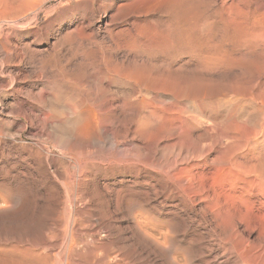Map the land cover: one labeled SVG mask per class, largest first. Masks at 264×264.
Masks as SVG:
<instances>
[{
    "label": "rangeland",
    "instance_id": "obj_1",
    "mask_svg": "<svg viewBox=\"0 0 264 264\" xmlns=\"http://www.w3.org/2000/svg\"><path fill=\"white\" fill-rule=\"evenodd\" d=\"M255 1L248 6L241 0H0V264H172L169 249L176 250L180 264L249 263L243 258L237 261V255L233 258L226 251H213L217 243L212 239L191 241V225L185 227L180 217L171 214L172 199L151 196L150 205L146 203L154 216L166 219L156 233H167L170 246L165 239L164 249L142 243L134 223L142 219L135 217V206L138 200L144 201L148 190L135 182L153 175L151 169L137 175L138 165L144 167L139 163L155 162L148 152L155 150L160 156L164 144L177 141V149L172 146L167 152L187 150L193 144L188 139L205 133L206 125H197L183 114L191 123L184 122L187 136L182 134L181 141L163 138L167 133L159 122L177 116L176 106L184 107L187 101L188 109L195 107L193 114L218 119L219 126L211 131L212 135L221 132L215 142L223 137L228 112H233L229 117L244 115L251 125L258 123L255 119L264 110V21H248L255 31L246 34L244 41L229 40L222 34L225 28L236 29L239 25L230 18L237 13L248 15L257 6ZM179 84L180 93L188 90L184 97L178 93ZM177 93L180 98L173 96ZM72 97L88 104L93 100L89 106L92 103L90 107L100 109L98 114ZM164 103L174 112H168ZM74 105L80 107L71 110ZM155 105L166 111L158 108V112ZM139 107L144 110L138 111ZM152 111L162 116L157 123L152 122ZM140 118L149 120L148 128H143L147 136L144 130L134 132L136 127L139 130ZM150 121L154 127L148 126ZM154 137L160 142L159 150ZM210 138L205 140L208 144ZM205 141L196 149L202 150ZM212 141L211 150L209 145L203 149L213 156L221 145ZM148 142L152 150L147 148ZM198 228V232H206Z\"/></svg>",
    "mask_w": 264,
    "mask_h": 264
},
{
    "label": "bare ground",
    "instance_id": "obj_2",
    "mask_svg": "<svg viewBox=\"0 0 264 264\" xmlns=\"http://www.w3.org/2000/svg\"><path fill=\"white\" fill-rule=\"evenodd\" d=\"M252 1V0H251ZM250 0H241V3H247V5L249 4H253L251 3ZM255 1V0H254ZM256 2V3H255ZM254 2V5H257L255 7L254 10H252L250 13H248V15L246 14V16L242 15V13H237L236 15H234V17H231L230 19H233L232 22H237V24L239 25L236 29L233 28H225L223 30V33L225 38L227 37L229 40L230 39H241L242 41L245 40V35L246 34H250L251 32L255 31L253 28V25H250V23L248 21L256 19L259 21H264V0H257ZM241 5V4H240ZM244 5V4H243ZM248 5V6H249ZM240 11V10H239ZM238 12V11H237ZM245 20V23H242V21ZM257 29V28H256ZM221 30V31H222ZM220 31V32H221ZM253 34V33H252ZM93 66V65H91ZM90 66V67H91ZM88 68V66H86ZM99 67V66H98ZM85 69V68H84ZM83 69V70H84ZM95 69V68H93ZM92 69V70H93ZM88 72V70H86ZM85 71V72H86ZM83 72V71H82ZM84 72V73H85ZM86 72V73H87ZM91 73V71H90ZM83 74V73H82ZM89 73L84 74L86 76H88ZM93 74H91L92 76ZM83 76V75H82ZM84 76V77H86ZM259 76V75H258ZM83 77V78H84ZM88 78V77H86ZM90 78V77H89ZM244 80V79H243ZM86 80H84L85 82ZM83 82V83H84ZM246 82V81H245ZM255 83V82H254ZM258 83V82H257ZM255 83V84H257ZM81 84V83H80ZM87 84V82L85 83ZM103 84V83H102ZM182 84V83H180ZM177 86V89H179V94H181L183 96L184 92H185V96L186 93L188 92V90H184L180 93L181 91V85ZM244 84V83H242ZM65 85V84H64ZM63 85V86H64ZM69 86V84H67ZM72 85V84H71ZM76 85V84H75ZM82 85V84H81ZM97 85V84H96ZM183 85V84H182ZM186 85V84H184ZM233 85V84H232ZM245 85V84H244ZM259 86V84H257ZM62 86V87H63ZM73 86V85H72ZM78 86V85H77ZM77 86L75 87V89L77 88ZM80 86V85H79ZM84 86V84H83ZM87 86V85H86ZM94 86V85H93ZM260 86L262 87L263 85L260 83ZM259 86V87H260ZM74 87V86H73ZM82 87V86H81ZM90 88V85L88 86ZM87 87V88H88ZM92 87V86H91ZM96 87V86H95ZM183 87V86H182ZM185 87H188L187 85ZM252 87V86H250ZM254 87V86H253ZM252 87V88H253ZM264 87V86H263ZM262 87V88H263ZM83 88V87H82ZM85 88V86H84ZM96 88H99L98 86ZM95 88V89H96ZM200 88V87H199ZM231 88V87H229ZM256 90L258 88H256V86L254 87ZM68 89V88H67ZM70 89V88H69ZM69 89L67 91H69ZM72 89V88H71ZM73 89V90H75ZM78 89V88H77ZM81 89V88H80ZM91 89V88H90ZM93 89V87H92ZM176 87L174 89L177 90ZM183 89H187V88H183ZM182 89V90H183ZM201 89V88H200ZM233 90H235L234 88H232ZM231 89V90H232ZM64 90V89H63ZM88 90V89H87ZM98 90V89H97ZM96 90V91H97ZM232 90V91H233ZM252 90V89H251ZM65 91L64 90L62 94L65 95ZM76 91V90H75ZM73 91V92H75ZM83 90H80V92ZM94 91V89H93ZM91 91V92H93ZM178 91V90H177ZM176 91V92H177ZM255 91V90H254ZM253 91V92H254ZM258 91V90H257ZM256 91V92H257ZM262 90L259 89L258 92H260ZM70 92V91H69ZM68 92V93H69ZM72 92V91H71ZM77 92V91H76ZM90 92V93H91ZM95 92V91H94ZM67 93V92H66ZM67 93V94H68ZM79 93V92H78ZM85 93V92H83ZM89 92H86V95ZM178 93L176 95H173L174 97H179ZM61 94V93H60ZM71 94V93H70ZM75 93H73L72 96H74ZM80 94V93H79ZM79 94L76 96L79 97ZM62 95L61 97L63 98ZM69 95V94H68ZM83 95V94H82ZM93 95V93L89 94L88 96ZM145 95V94H144ZM253 95L255 96V94H252L251 96L253 97ZM85 95H83L84 97ZM87 96V97H88ZM146 96V95H145ZM156 96V95H155ZM75 97V96H74ZM86 97V96H85ZM84 97V98H85ZM92 97V96H90ZM89 97V98H90ZM94 97V96H93ZM144 98V96H141ZM147 97V96H146ZM145 97V98H146ZM149 97V96H148ZM157 97V96H156ZM175 97V98H176ZM184 97V96H183ZM70 98V95L68 97V99ZM76 98V97H75ZM81 98V94L80 97ZM160 98V96L158 97ZM180 98V97H179ZM178 98V99H179ZM67 97L66 100L68 101ZM73 101H77L78 102H82V100H77V99H73V97L71 98ZM150 99V97L148 98V100ZM182 99V97H181ZM186 99V98H185ZM190 99V98H189ZM60 100V99H59ZM70 100V99H69ZM91 100V98H90ZM143 100V99H142ZM147 100V101H148ZM180 100V99H179ZM254 100V99H252ZM62 101V100H61ZM65 101V102H67ZM71 101V100H70ZM87 101H89V99H87ZM93 100L89 101L92 102ZM145 101V100H143ZM141 101V102H143ZM150 101V100H149ZM152 101V100H151ZM150 101V102H151ZM172 101V100H171ZM256 101V99H255ZM64 102V101H63ZM83 102L85 103V101L83 100ZM82 102V104H83ZM141 102L139 103V105L141 106ZM154 102V101H153ZM170 102V101H169ZM173 103H175L174 101H172ZM186 102V103H185ZM183 103H185L187 105V101H185ZM59 103V102H58ZM69 103V102H68ZM72 103V102H71ZM75 103V102H74ZM73 103V104H74ZM88 104V102H86ZM85 103V104H86ZM96 103V102H95ZM97 103H100L97 101ZM149 103V102H148ZM162 103V102H161ZM179 103V102H176ZM175 103V104H176ZM192 103V102H191ZM195 102H193L194 104ZM198 103V102H196ZM258 103V100H257ZM62 103H60L61 105ZM65 104V103H64ZM67 104V103H66ZM81 104V103H80ZM79 104V105H80ZM84 104V105H85ZM88 104V106H89ZM144 103H142L143 105ZM147 104V103H145ZM167 103V106H169ZM174 104V105H175ZM181 104V103H180ZM69 105V104H68ZM92 105V103H91ZM90 105V106H91ZM96 105V104H95ZM150 104H147V106ZM173 105V108L175 107ZM177 105V104H176ZM179 105V104H178ZM182 106H184V104H181ZM186 105L184 107H186ZM200 105V103H199ZM63 106V105H62ZM71 106V105H70ZM77 106V105H76ZM89 106V107H90ZM98 106V104L96 105ZM152 106V103H151ZM160 107H158L160 110H162L163 106L159 105ZM172 106V104H171ZM188 106V105H187ZM196 106V104H195ZM234 106V105H233ZM64 107V106H63ZM78 107V106H77ZM77 107L75 108L72 107L71 110L77 109ZM80 107V106H79ZM78 107V108H79ZM149 107V106H148ZM164 107H165V103H164ZM184 107H180V106H176L175 112L177 113V116H171V118H169L170 116H168L167 118L164 117V121H160L159 123H162V126H160V128H163V130H166V137H163L164 134H162V137L168 140H172L174 139L176 140H180V138H182V134H185L186 131L183 130V128H185L184 126V122L187 120H191V121H196L197 125L198 123L200 124H204L206 125L205 129L203 132H205L203 135H201V133L199 134L200 136H195L194 138H190L188 140H191L190 145L191 147H189V149H185L179 151L176 150V142L175 144H164L162 146H160V142H157V146H158V150H159V146L162 149V152L160 151L161 155L159 156L158 152H154L152 150V148L150 147V144L148 142L149 145L147 146L151 148L152 151L148 152V154L150 153V155H148V157H152V159L156 160L155 162L150 160L147 162H142L139 164L144 165L140 166L138 165L137 170H138V174L137 175H141L142 171L144 172L145 169H151L152 170V174L154 175H148L146 176L143 181H139V182H135V184L137 185H141V186H147L148 190L144 191V197L145 199L143 202L139 201V203H137V216L135 217H141L142 219L138 222L135 221V229H138V235L144 240L141 241L142 243L147 242V244L149 245H162L163 246V241L162 239H165L166 244H168V235H166L167 231L164 232L166 234H163L162 236H158L157 235V230L162 228L163 226L166 225L167 221L166 219H161L160 217L154 216L153 215V209L151 210V208L148 207L147 204H149L148 202L151 199V196L154 197H159L162 196L163 199L167 200V199H172L173 200V205H171L170 207L173 209L171 214L180 217L181 221L183 222V225L185 224V227H187V225L189 224L190 229L192 230L191 232V237L190 240L191 241H195V239L198 240H204L205 238L209 239V240H213L215 243H217V247L216 248H212L213 251H217V253H219L220 251L224 252L226 251L228 254L232 255H237V261L241 258H243V260H247L248 264H264V110L261 108L262 110V115H259L257 120V124L256 121L254 120L256 125H251V123H249L247 120H244L243 117H238V115H230L231 112H228L230 110H226L229 114H224L225 115V119L227 117V123H225V127L222 128V134L223 137L219 138V141L216 143L214 140H218L215 138L218 137L217 135H219L221 132H219L216 135H212L211 131L215 130L216 127L219 126V120L217 122V120H213V119H209V117L211 116L210 113H208L210 116L207 118L203 115H198V114H193L192 113V108L191 113L190 111L188 112V108L186 107V109ZM191 107V106H190ZM198 107V106H197ZM236 107V106H235ZM66 108H69L66 107ZM74 108V109H73ZM84 108H86L84 106ZM82 107V109L84 110V112H86L88 109H84ZM92 107H90L89 109H91ZM140 109H138V111L140 110H144L141 109V107H139ZM153 108V107H152ZM156 108V105H155ZM156 108V109H158ZM195 108V107H194ZM193 108V109H194ZM201 108V107H199ZM199 108H197L199 110ZM202 108H205V106ZM221 109H223L224 112H226L224 110V108L220 107ZM226 108V107H225ZM93 110H95L94 108H92ZM154 109V108H153ZM158 109V112H160ZM166 109V107H165ZM163 109V110H165ZM169 109V110H167ZM167 111L170 112L172 110V108H168L167 107ZM188 109V110H187ZM218 109V108H217ZM258 109V107H257ZM82 110V111H83ZM100 110V109H98ZM98 110L96 111L98 114ZM165 110V111H166ZM172 110V111H173ZM187 110V111H185ZM206 110V109H205ZM213 110V109H212ZM216 110V109H215ZM220 110V109H219ZM216 110V111H219ZM256 110V108H255ZM148 111V110H146ZM194 111L196 112V110L194 109ZM201 111V109L199 110V112ZM203 111V110H202ZM208 111V110H207ZM206 111V112H207ZM222 111V110H221ZM222 111V112H223ZM233 111V109H232ZM237 111V108L235 110L234 108V112ZM260 111V110H259ZM81 112V111H80ZM145 112V111H142ZM150 112V110H149ZM149 112L148 115L149 116ZM155 111H152V113L154 114L153 118V123H157L160 119H162L161 115H158L157 113H154ZM168 112H165L166 114ZM174 112V111H173ZM215 111H213L214 113ZM223 112V113H224ZM238 112V111H237ZM236 112V113H237ZM242 112V111H239ZM245 112V111H244ZM87 113V112H86ZM91 113V112H88ZM139 113V112H137ZM164 114V112H162ZM160 113V114H162ZM198 113V112H197ZM216 113V112H215ZM214 113V114H215ZM233 113V112H232ZM231 113V114H232ZM96 114V113H94ZM96 114V115H97ZM151 114V113H150ZM165 114V115H166ZM183 114H185L184 118L182 117ZM207 114V115H208ZM217 114V113H216ZM243 114V113H242ZM247 113H245L246 115ZM249 114V113H248ZM141 115H143L141 113ZM158 115V116H157ZM219 115V113H218ZM222 115V114H221ZM221 115L219 116L220 120L222 119ZM79 116V115H78ZM90 116V114H89ZM98 116V115H97ZM164 116V115H163ZM249 116V115H248ZM250 116H252L250 114ZM94 120L96 119V116H93ZM136 117L138 118V116L136 115ZM139 117H146V116H140L139 113ZM152 117V116H151ZM213 117V116H212ZM82 118V117H81ZM91 118V117H89ZM87 117L86 120L89 119ZM139 121V130L138 129H134L136 133L142 132L145 128L147 127V123L150 119V117H146V119L148 118L149 120H146L145 122L143 121V119ZM145 119V118H144ZM252 119L251 122H252ZM83 120V121H86ZM92 120V119H91ZM137 120V119H136ZM93 121V120H92ZM223 121V120H222ZM95 122V121H93ZM136 122V121H134ZM138 122V120H137ZM136 122V123H137ZM152 122L150 121L149 125H152ZM190 125V121H187ZM226 122V121H225ZM89 123H91L90 119H89ZM195 123V122H192ZM224 123V122H223ZM92 124V123H91ZM134 124V123H133ZM138 124V123H137ZM88 125V124H87ZM94 126V124H92ZM136 125V124H135ZM146 125V126H145ZM223 125V124H222ZM91 125H89L90 127ZM154 127V125H152ZM187 126V125H186ZM196 127V124L194 125ZM88 127V128H89ZM92 127V126H91ZM90 127V128H91ZM191 127V126H190ZM222 127V126H221ZM220 127V128H221ZM189 128V127H188ZM187 128V129H188ZM192 128V127H191ZM189 128V130L191 129ZM197 128V127H196ZM186 129V130H187ZM193 129V128H192ZM191 129V130H192ZM137 130V131H136ZM154 130V129H153ZM152 130L151 133H153L154 131ZM157 130V129H156ZM162 130V132H163ZM200 130V129H198ZM146 130H144L143 134L145 133ZM150 131V130H149ZM159 131L161 132V129H159ZM196 131V129H195ZM220 131V130H219ZM148 132V131H147ZM159 132V133H160ZM192 132H194L192 130ZM191 132V133H192ZM202 132V131H200ZM135 133V134H136ZM156 133V132H154ZM152 134L153 136H155V134ZM190 133V132H189ZM195 133V132H194ZM198 133V132H197ZM196 133V134H197ZM214 133V132H213ZM140 134V133H139ZM139 135V137L142 138V135ZM146 134V133H145ZM144 134V135H145ZM161 134V133H160ZM188 134V131L186 132V136ZM77 135V133H76ZM82 135V134H81ZM138 135V134H137ZM148 135H150V132L148 133ZM151 135V136H152ZM190 135V134H189ZM193 137V134H191ZM214 136V137H211ZM136 136V135H135ZM147 136V135H145ZM150 136V137H151ZM159 136V135H158ZM161 136V135H160ZM159 136V137H160ZM184 136V137H186ZM220 136V135H219ZM85 137V136H84ZM212 138V140L219 146L221 145L220 149L216 152V155H211V153L209 152L211 150V147L213 144H211V141L209 144L205 141L209 138ZM137 138V137H136ZM145 137H143L144 139ZM153 138V139H154ZM162 138V139H163ZM187 138V137H186ZM210 138V139H211ZM215 138V139H214ZM140 139V138H139ZM147 139V138H145ZM151 139V138H150ZM149 141H153L150 140ZM229 139V141H228ZM142 140V139H141ZM225 140H227L228 144L225 143ZM231 140V141H230ZM139 141V140H138ZM146 140H143V142L145 143ZM148 141V140H147ZM158 141H162L161 139ZM173 141V140H172ZM178 141V142H179ZM205 141V143H207V145H209V151L206 150V146L204 145L205 148L203 149V145L200 146L202 150H199V146L201 144V142ZM212 141V142H213ZM166 142V141H164ZM213 142V143H214ZM141 143V142H140ZM159 143V144H158ZM181 143V142H180ZM180 143L179 146H180ZM184 143V142H183ZM204 143V144H205ZM219 143V144H218ZM177 144V145H178ZM186 144V143H185ZM186 144V146H187ZM203 144V143H202ZM211 144V145H210ZM214 145L215 147H217V145ZM184 145V144H183ZM181 143V146H183ZM197 145V146H196ZM157 146L156 149H157ZM175 146V150L177 153L171 152L173 147ZM198 147L199 149H196V147ZM211 146V147H210ZM225 146V147H224ZM140 147V145H139ZM137 147L139 150L141 148ZM146 148V146H144ZM186 147V148H188ZM180 148V147H179ZM213 148V147H212ZM137 149V152H139ZM160 149V150H161ZM167 149H171V151L169 150V152H167ZM208 149V146H207ZM215 149V148H214ZM217 149V148H216ZM72 150V149H70ZM141 150H145V149H141ZM150 150V149H149ZM167 150V151H166ZM203 150H206L205 152ZM213 150V149H212ZM146 152V153H147ZM141 153H143L142 151L139 153L141 155ZM214 153V150H213ZM145 154V153H144ZM142 154V155H144ZM158 154V155H157ZM170 154V155H169ZM139 156V155H138ZM159 156V157H158ZM146 158V157H145ZM85 159V158H84ZM89 160V159H88ZM145 160V159H144ZM87 161V160H86ZM91 162V161H90ZM137 162V161H136ZM139 162V161H138ZM86 163V162H85ZM81 164V163H80ZM86 165V164H85ZM90 165V164H89ZM123 165V164H122ZM121 165V166H122ZM81 166V165H80ZM88 166V163H87ZM136 166V165H135ZM113 168V166H110ZM116 167V166H115ZM127 167V166H126ZM121 168V167H120ZM115 169V168H114ZM118 169V168H117ZM113 170V169H112ZM111 170V171H112ZM129 170V169H128ZM135 170V169H134ZM121 171V169H120ZM147 171V170H146ZM119 172V171H117ZM149 172V171H148ZM113 173V172H112ZM120 173V172H119ZM125 173V171H124ZM130 173V172H129ZM116 174V173H115ZM131 174V173H130ZM134 174V172H133ZM136 174V173H135ZM114 175V174H113ZM123 178V177H122ZM139 178V177H138ZM142 178V177H141ZM129 179V178H128ZM126 180V179H125ZM121 181V180H119ZM133 180H131L132 182ZM123 182V181H122ZM130 182V183H131ZM127 183V182H126ZM133 183V182H132ZM131 183V184H132ZM108 183H106L105 186H107ZM113 184V183H112ZM124 184V183H123ZM111 185V184H110ZM117 185V184H116ZM115 185V186H116ZM127 185V184H126ZM129 186V185H128ZM134 186V185H133ZM136 186V185H135ZM122 187V186H121ZM130 187V186H129ZM105 188V187H104ZM115 188V187H114ZM133 188V187H132ZM141 188V187H140ZM146 188V187H145ZM107 189V188H105ZM110 189V188H109ZM121 189V188H120ZM125 189V188H123ZM128 189V187L126 188ZM134 189V188H133ZM137 189V188H136ZM112 190V187H111ZM119 191V189H116V191ZM109 191V190H108ZM115 191V190H113ZM115 191V192H116ZM136 191V190H135ZM107 192V191H106ZM120 192V191H119ZM107 193H110L107 192ZM113 193V192H112ZM127 193V192H126ZM125 193V194H126ZM133 193V192H132ZM141 193V192H140ZM116 194V193H115ZM121 194V193H120ZM124 194V193H122ZM134 194V193H133ZM112 195V194H111ZM127 195V194H126ZM130 195V193H129ZM119 196V195H118ZM110 197V196H109ZM113 197V196H112ZM120 197V196H119ZM123 197V196H122ZM136 198V196H134ZM138 197V196H137ZM141 197V196H140ZM143 197V198H144ZM153 197V198H154ZM130 198V197H129ZM3 199V198H2ZM112 199V198H111ZM118 199V198H117ZM116 199V200H117ZM124 199V198H123ZM127 199V198H126ZM131 199V198H130ZM139 199V198H138ZM114 201H116L115 199H113ZM113 200H111L113 202ZM120 201V199H118ZM159 200V199H158ZM157 200V201H158ZM4 202V200H2ZM14 201V200H13ZM118 201V202H119ZM124 201V200H123ZM129 201V200H128ZM152 201V200H151ZM150 201V202H151ZM1 202V201H0ZM7 202V201H6ZM15 202V201H14ZM155 202V201H154ZM167 202V201H166ZM110 203V202H109ZM116 203V202H115ZM128 203V202H126ZM136 201L133 199V204H135ZM147 203V204H146ZM159 203V201H158ZM114 204V203H113ZM122 204V203H120ZM165 204V202H164ZM167 204V203H166ZM16 205V204H15ZM115 205V204H114ZM136 205V204H135ZM150 205V204H149ZM168 205V204H167ZM188 205V206H187ZM3 206H5L3 204ZM17 207V206H15ZM117 207V206H116ZM133 207V206H132ZM133 207V208H135ZM158 207V206H157ZM164 207V206H163ZM122 209V207H120ZM125 208V207H124ZM127 208V207H126ZM125 208V209H126ZM132 208V209H133ZM189 208V209H188ZM130 210V209H129ZM170 210V209H169ZM126 211V210H125ZM132 211V210H131ZM159 211H161L159 209ZM128 212V210H127ZM135 212V211H134ZM133 212V214H134ZM162 212V211H161ZM166 212V210H165ZM129 213V212H128ZM127 213V214H128ZM136 213V212H135ZM169 213V212H168ZM131 214V213H130ZM158 214V213H157ZM132 219L133 216L132 215ZM160 216V215H159ZM163 218V217H162ZM168 218V217H167ZM130 220V219H129ZM176 220V219H175ZM174 220V221H175ZM178 223V219L176 220ZM137 222V223H136ZM168 222H170L168 220ZM173 222V221H172ZM180 222V221H179ZM130 223V222H129ZM173 224V223H172ZM182 224V223H181ZM180 224V225H181ZM132 225V224H130ZM169 225V224H168ZM167 225V226H168ZM171 225V224H170ZM177 225V224H176ZM166 226V227H167ZM134 227V226H133ZM177 227V226H174ZM178 227L179 223H178ZM198 227H202L205 229L206 232L202 233V232H198L197 228ZM132 229V228H131ZM136 229V230H137ZM170 229V228H169ZM176 229V228H175ZM182 229V228H181ZM199 229V228H198ZM133 230V229H132ZM166 230V229H165ZM180 230V229H179ZM189 230V229H188ZM161 231V230H160ZM174 231V230H173ZM176 231L178 232V230L176 229ZM181 231V230H180ZM184 230H182V233ZM187 231V230H186ZM136 232V231H135ZM176 232V233H177ZM160 233V232H159ZM170 233V232H169ZM174 233V232H173ZM181 234V233H180ZM171 236V235H170ZM182 236V235H181ZM178 237V236H177ZM184 237V235H183ZM182 237V238H183ZM137 238V237H136ZM175 238V237H174ZM188 238V236H187ZM188 238V239H189ZM171 239V238H170ZM177 241V239H175ZM140 241V240H139ZM162 241V242H161ZM170 241V240H169ZM179 241V240H178ZM184 241V239H183ZM188 241V240H187ZM189 242V241H188ZM199 242V241H198ZM200 243V242H199ZM206 243V242H205ZM214 243V244H215ZM145 244V245H147ZM188 244V243H187ZM198 244V243H197ZM148 245V247H149ZM169 245V244H168ZM167 246V245H166ZM170 246V245H169ZM173 246H177L176 243L173 242ZM156 247V246H155ZM153 248V247H152ZM158 248V247H157ZM157 248H153L154 250H156ZM165 246L162 247V249H164ZM177 248V247H176ZM161 249V248H160ZM159 249V250H160ZM167 249V248H166ZM174 250V249H173ZM209 250V249H208ZM162 251V250H161ZM161 251L159 253H161ZM165 251V250H164ZM166 253V252H164ZM226 253V254H227ZM163 254V252H162ZM168 254V253H167ZM169 254L170 259L169 261H172V264H180V258L179 255L177 254L176 250L172 251V249H169ZM216 254V253H215ZM222 254V253H221ZM165 255V254H164ZM217 255V254H216ZM219 255V254H218ZM163 256V255H162ZM167 256H165L167 258ZM230 255L228 256L229 258L231 257ZM208 257V256H207ZM227 257V259H228ZM234 258V256H232ZM164 258V259H166ZM220 258V257H219ZM222 258V257H221ZM168 259H166L165 261H167ZM212 259V258H211ZM216 259V258H215ZM226 259V260H227ZM214 260V259H213ZM217 260V259H216ZM168 261V262H169ZM201 261V260H200ZM207 262V261H206ZM222 262V261H221ZM235 262H236V258H235ZM240 262V260H239ZM241 262H243L241 260ZM245 262V261H244ZM185 263V262H184ZM201 263V262H200ZM220 263V262H219ZM171 264V262L169 263ZM202 264V263H201ZM207 264V263H206ZM228 264V263H227ZM246 264V263H245Z\"/></svg>",
    "mask_w": 264,
    "mask_h": 264
}]
</instances>
